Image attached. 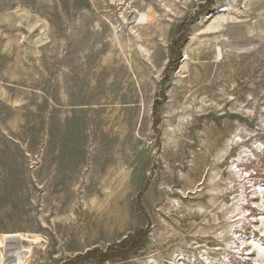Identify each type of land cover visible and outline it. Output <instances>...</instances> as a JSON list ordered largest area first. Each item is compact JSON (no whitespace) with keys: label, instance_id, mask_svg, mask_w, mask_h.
Listing matches in <instances>:
<instances>
[{"label":"rangeland","instance_id":"1","mask_svg":"<svg viewBox=\"0 0 264 264\" xmlns=\"http://www.w3.org/2000/svg\"><path fill=\"white\" fill-rule=\"evenodd\" d=\"M8 249L264 264V0H0Z\"/></svg>","mask_w":264,"mask_h":264},{"label":"bare ground","instance_id":"2","mask_svg":"<svg viewBox=\"0 0 264 264\" xmlns=\"http://www.w3.org/2000/svg\"><path fill=\"white\" fill-rule=\"evenodd\" d=\"M149 13H142L140 16V22H145L148 20L146 17L149 16ZM13 247L16 246H9V249H14ZM8 249V257L7 262L5 264H24L28 258L27 250H20L18 253L14 252L13 250L9 251Z\"/></svg>","mask_w":264,"mask_h":264}]
</instances>
